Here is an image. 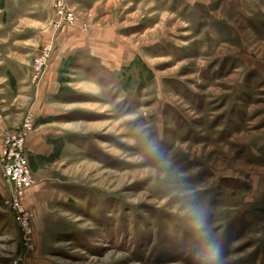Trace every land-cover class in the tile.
I'll use <instances>...</instances> for the list:
<instances>
[{
    "label": "rangeland",
    "instance_id": "1",
    "mask_svg": "<svg viewBox=\"0 0 264 264\" xmlns=\"http://www.w3.org/2000/svg\"><path fill=\"white\" fill-rule=\"evenodd\" d=\"M170 1L24 3L26 115L66 137L27 150L34 250L1 181L0 264H264V0Z\"/></svg>",
    "mask_w": 264,
    "mask_h": 264
},
{
    "label": "crops",
    "instance_id": "2",
    "mask_svg": "<svg viewBox=\"0 0 264 264\" xmlns=\"http://www.w3.org/2000/svg\"><path fill=\"white\" fill-rule=\"evenodd\" d=\"M43 1L45 0H0V97L1 100L5 102L3 108H5L6 110V119L0 123V153L2 150V138L4 134L6 132H9L11 128L16 129L17 126L21 125L20 123L22 122L28 110L27 106L30 105L24 3H27L28 6L30 4H39ZM98 1L102 2V0H71V2H74L82 7H92L94 4H97ZM215 1L217 0H214L213 2L216 3ZM172 2L170 1L171 6ZM215 18L216 20L218 19L217 16H215ZM36 25L37 29L40 26L44 27V24L41 23L40 20L36 23ZM94 36L100 37L99 35ZM96 39H87V41L94 45L99 44L101 46L102 40L99 41ZM84 41L85 40L77 39L76 41L72 40L70 42L72 48L69 54L70 56H68L71 60L75 59L72 51L74 47L78 46V44L80 43L85 44ZM103 43L105 44V42ZM150 50L154 51L156 49L151 48ZM3 51H8V53L10 52L11 54L9 56L5 55V57H2ZM80 52L81 51H77L74 54L76 55ZM88 54L89 55H87V59L93 53L91 52ZM89 60L88 63H82V67L86 71L88 70ZM96 74L97 75L94 76L95 80L102 81L103 85L107 87V89L101 87V90H106L108 100L111 104H114V102L112 101L114 100V95L110 94L111 90L107 85H110V77H112V75L109 77L106 71L103 72L102 70H99ZM108 78H110V80H108ZM94 85L97 86L99 85V83H96ZM45 89L44 91L42 90L43 92L41 93V96L37 97L35 102V106L38 108L37 115H39V119H42L43 122L48 121L49 117L47 118V120H44V118L49 115L52 116V112L50 111V109H45L42 106L47 99L56 104L58 100L57 96L60 95L58 87H54L51 90H48V88L45 87ZM114 109H116V106H114ZM65 137V133L54 134V132L50 131H42V133H39L36 130L28 137V153L29 155L34 156L33 151H36V149L43 150L44 148H47V145L50 144L51 140L53 144L55 140L58 141V139H60L59 141H63ZM74 142L76 144V139H74V141L68 140L66 143L67 147L70 149ZM48 147L50 148V146ZM1 181L2 180L0 179V183Z\"/></svg>",
    "mask_w": 264,
    "mask_h": 264
},
{
    "label": "built area",
    "instance_id": "3",
    "mask_svg": "<svg viewBox=\"0 0 264 264\" xmlns=\"http://www.w3.org/2000/svg\"><path fill=\"white\" fill-rule=\"evenodd\" d=\"M68 2V0H66ZM61 7V6H60ZM60 14L68 23L75 21L74 13L61 8ZM50 52H44L37 66L35 83L41 84L45 78L46 68L43 67L49 58ZM2 108L0 107V119ZM36 125L31 111L26 115L22 125L4 134L2 150L0 153L1 180L8 189L4 202L12 212L18 227L23 234V244L26 249L34 250L33 214L26 208V194L30 188L35 187L36 180L29 166L27 154L28 137L35 132ZM14 264H25L18 258Z\"/></svg>",
    "mask_w": 264,
    "mask_h": 264
}]
</instances>
